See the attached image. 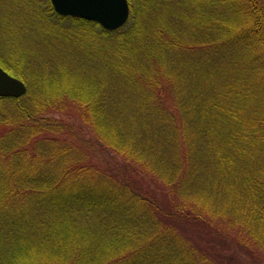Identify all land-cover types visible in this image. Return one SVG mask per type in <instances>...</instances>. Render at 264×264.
Masks as SVG:
<instances>
[{
	"label": "trees",
	"instance_id": "trees-1",
	"mask_svg": "<svg viewBox=\"0 0 264 264\" xmlns=\"http://www.w3.org/2000/svg\"><path fill=\"white\" fill-rule=\"evenodd\" d=\"M128 1L134 23L119 32L51 9L54 18L81 27L77 33L54 25L68 29L70 39L95 33L114 48L106 68L113 70V85L80 75L83 87L62 89L56 88L58 70L28 75L29 83L11 73L31 88L18 99L0 98L9 111L0 115V138L19 144L0 141V264H11L16 249L45 256L33 264H257L255 228L264 223V118L263 166L257 169L240 166L253 140L243 137L239 122L246 92L253 94L256 80L249 78L256 67L237 80L236 93L223 87L213 98L207 89L199 91L200 102L186 95L189 83L180 91L169 83L168 69L184 64L185 51L226 55L240 43L235 41L255 31L264 52L258 1L210 0L214 40L202 44L192 36L183 41V33L205 20L193 0ZM142 97L148 99L136 103ZM52 112L71 121L45 117ZM232 198L237 203L231 212ZM244 199L249 209L242 213ZM218 208L223 219L215 214ZM228 215L236 225L246 219L249 224L237 242L224 228Z\"/></svg>",
	"mask_w": 264,
	"mask_h": 264
},
{
	"label": "rangeland",
	"instance_id": "rangeland-1",
	"mask_svg": "<svg viewBox=\"0 0 264 264\" xmlns=\"http://www.w3.org/2000/svg\"><path fill=\"white\" fill-rule=\"evenodd\" d=\"M209 1L210 0H193L196 8L198 6L199 11H203L205 20L198 25V29L194 28V32L192 30L187 35L183 33V41L186 42L190 40L189 36H192L201 44L214 40L213 32L211 27H209L212 26V21L214 19L213 7L211 8V3ZM257 1L259 4L257 9L260 10V15H263L262 20H259V22L263 21L262 25L259 23V30L263 35L262 38L260 37V40L263 42L264 0ZM237 4L242 3L240 2ZM51 9L50 0H0V66L9 73H14L17 76L23 75L21 78L23 79L24 77L26 81H28V75L36 74V76L38 75L40 78L41 76H47L50 71L58 70L60 75L59 80L61 82L60 84H55L56 88L83 87L76 77H80V75L83 76V78H92L95 84L105 81L108 85H113L115 82L113 70L106 68H110L112 65L111 56L113 52H110V50L114 48L109 44L100 43L95 33L88 34L87 37L80 35L77 39H70L65 31L73 29V31L81 33V27L71 23V20H58L54 18ZM244 17L246 19V24L250 27L251 23L248 21L250 18ZM133 23V18H129L128 23L123 27L124 30L128 29ZM57 24L68 29L60 30L54 28V25ZM228 24L231 27L236 24V21H230V23L227 21L226 25ZM254 28L253 31H255ZM257 35V31H255L253 35L247 36V39L245 37L239 38L235 42L240 43L236 46L233 45L232 52L226 55L222 54L221 57L217 58L215 53L212 52V49H210L211 52L209 54L198 49L191 53L185 51L183 55L181 54L183 58L182 63L184 64L174 70L168 69L173 76V80L169 83L176 84L175 87L178 88V91L184 89L185 82L189 83L191 87L186 85V95H190L196 99V102H200L199 91L208 89L210 92L209 94L213 98V95L217 96L219 88L223 87H226L228 92L236 93L233 87L240 85L236 83L237 80L244 79V77L247 78L252 68L255 69L256 67L257 72L253 74L254 78L253 76L249 78V80L251 79L250 81L255 82L256 80V84L254 83V86H251L253 88H250L254 95L250 94V91H247L242 105L239 107V122L241 123V128L243 127L241 129L243 137L248 138L250 141L253 140V148L242 151L243 156L240 166H242L243 170L248 167L257 169L263 166L261 157V150L263 149H261L262 145H260V120L264 118V81L262 78L264 75V52L261 50V45L257 42ZM228 45L232 44L228 43ZM66 72L69 74L72 73L75 76H63ZM104 72L105 75H103ZM103 78H105V80ZM48 84L49 83L46 85ZM26 85L28 90H30L31 87H29V84ZM84 86L89 89L88 84H84ZM142 95H147V93H143ZM229 97L231 98V94ZM137 99L135 100L136 103H140L148 98L144 99L142 97ZM195 105H197V103ZM147 107L152 108L153 106L148 105ZM8 112L7 106L0 103V115L3 113L7 114ZM45 117L63 118L61 120L65 123L71 121L66 115L63 116V114L53 112L45 114ZM228 124H230V122H228ZM228 128L230 129V125ZM254 132L257 133L254 134ZM4 140L11 143L10 145H12V147L19 146L17 140H13V137L0 138V141ZM243 147L242 145V148ZM232 163L233 161L229 162V170L233 168L234 164ZM102 164H110V162H108V160H102ZM230 176L231 171L230 173L228 172V177ZM227 182L228 180H225V184H227ZM218 183L219 179L217 180V184ZM211 193L213 197L218 196L215 189H213ZM4 200L5 199H0V213L3 211ZM219 203L220 202L214 201L216 206L219 205ZM236 203H233V198L229 200L228 205L230 209H233L231 205ZM247 203L249 202L244 199L242 213L249 209ZM232 209L231 212L233 211ZM215 214L221 215L223 219V215L219 211V208L215 211ZM230 219H235V216L230 218V215H228V217L224 218V228L227 230L228 234H230V238L234 237L235 240L240 233L243 235V232L245 235L247 227L249 226L247 219L244 221V226L236 225ZM255 231L259 242V248L255 252V261L257 264H264V223L259 222ZM241 237L242 236L239 238L240 242L244 240ZM235 242L237 241L235 240ZM245 257L249 258L247 255H245ZM44 258L45 256L41 257L35 249L28 250L23 253V255L16 249L11 264H23L24 262L33 264L37 260Z\"/></svg>",
	"mask_w": 264,
	"mask_h": 264
},
{
	"label": "water",
	"instance_id": "water-1",
	"mask_svg": "<svg viewBox=\"0 0 264 264\" xmlns=\"http://www.w3.org/2000/svg\"><path fill=\"white\" fill-rule=\"evenodd\" d=\"M56 14L83 19L100 25L108 32L123 28L130 17L128 0H50ZM26 84L0 66V98H21Z\"/></svg>",
	"mask_w": 264,
	"mask_h": 264
}]
</instances>
